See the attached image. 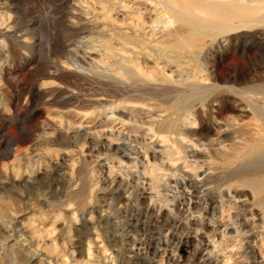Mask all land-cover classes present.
Instances as JSON below:
<instances>
[{"label":"rangeland","instance_id":"obj_1","mask_svg":"<svg viewBox=\"0 0 264 264\" xmlns=\"http://www.w3.org/2000/svg\"><path fill=\"white\" fill-rule=\"evenodd\" d=\"M0 264H264V0H0Z\"/></svg>","mask_w":264,"mask_h":264}]
</instances>
